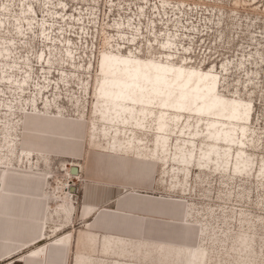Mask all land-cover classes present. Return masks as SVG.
Here are the masks:
<instances>
[{"label": "rangeland", "instance_id": "rangeland-1", "mask_svg": "<svg viewBox=\"0 0 264 264\" xmlns=\"http://www.w3.org/2000/svg\"><path fill=\"white\" fill-rule=\"evenodd\" d=\"M102 53L132 57L149 81L154 66L170 68L168 83L181 70L166 111L150 82L144 104L132 82L127 102L141 130L124 120L102 95L111 82L100 73ZM125 73L116 78L127 82ZM185 77L188 87L201 77L199 94L216 77L220 104L208 108L205 95L196 111L195 89L178 98ZM211 122L208 131L218 127L235 143L207 138ZM37 136L49 155L24 149ZM33 156L49 161L44 188L53 206L65 198L77 211L83 180L106 168L114 180L140 182L128 193L176 206L175 217L147 215L172 220L176 243L102 235L110 264H264V0H0V176ZM82 228L74 220L60 234Z\"/></svg>", "mask_w": 264, "mask_h": 264}, {"label": "crops", "instance_id": "crops-1", "mask_svg": "<svg viewBox=\"0 0 264 264\" xmlns=\"http://www.w3.org/2000/svg\"><path fill=\"white\" fill-rule=\"evenodd\" d=\"M46 144L44 137H32L24 149L49 155ZM33 157L36 164L22 161L18 166L20 161L15 160L16 168L0 176V264H96L98 259L104 261L101 264H110L103 254L102 235L177 242V227L172 220L147 217L160 213L175 217L176 210H171L175 205L128 193L127 189L137 187L139 181L114 180L113 168L102 169L83 180L77 211L65 198L53 206L44 188L49 161ZM74 220L83 223V228L60 234ZM90 236L93 242L88 241Z\"/></svg>", "mask_w": 264, "mask_h": 264}, {"label": "bare ground", "instance_id": "bare-ground-1", "mask_svg": "<svg viewBox=\"0 0 264 264\" xmlns=\"http://www.w3.org/2000/svg\"><path fill=\"white\" fill-rule=\"evenodd\" d=\"M168 46H170L169 42L164 44V48H166ZM132 60H133L132 57L131 58L125 57V56L120 57V56H118V54H114V53L113 54L102 53L100 55L99 61H98L100 73L102 74V76L104 78L111 80L109 87L104 88L102 95H103L105 101L110 102V103L114 104L116 107H118L120 110H123L124 120H126V121L130 120L131 121L129 123L130 125H132L133 127H135L138 130H141L140 120H137L138 117L134 115V110H133L134 107L131 108V104L128 103L129 102L128 100H131L129 94L132 91V88H130V83L133 82V84L138 85V92L136 93V96L138 98V102L141 104H144L146 102L147 97L145 95L146 88L143 85L147 82H150L147 85V87H149L151 94H152V97L153 98H160L159 96L163 95V98L161 99V105L164 106L165 109L163 110V112H165L166 107L168 106L165 104V101L167 100L168 94L172 92V90L169 89V86L172 85V82L177 77L180 78L181 70H178L175 73V75L173 76L172 82L168 83V77L166 74L170 71V68L164 67L161 65L154 66L155 73H154L153 77L151 78V80L149 81L146 78L145 74L140 70V67L138 65H136V66L131 65V62H133ZM120 69L126 70V73L123 76H124V78H126L128 80L127 82L119 80L118 78H116V76H117L116 72ZM138 76H140L139 79H138ZM214 79L212 78V79L208 80L206 85L204 86L205 87L204 91L201 94H199L198 92H200L201 86H202V84L199 83L201 81V77L196 78L191 87H188V85H187L188 79H187V77H185L184 79L181 80V82H178L176 84L177 87L184 88L183 91H181V93L178 95V98L183 99L184 97H186L185 94L188 92H186L185 89H195L197 93H195L193 95V100H194L193 104L196 105V108H195L196 111H198V112L201 111L202 104L198 103V100H201L202 97H204L205 95L210 98V100L207 104L208 105L207 107L208 108L217 107L220 104L221 98H220V96H218L216 94V80H214ZM181 105H182V102L179 101L176 106L172 105V107H174V109H176V110H178V109L181 110V107H182ZM205 109H207V108H205ZM242 110H243L242 116L248 117L249 116L248 106H244V109H242ZM236 111H237V109H235V108H233L230 111V113L227 115L229 120H231V119L235 120L237 118V114L235 113ZM116 112H118V111L116 110ZM100 118L102 121H106V118H104L102 115ZM228 123L234 127L237 126V123H235L233 121L228 122ZM212 126H213L212 122L207 124V131H208V128L212 127ZM164 128H165V125L162 122H160L156 128L157 132H158L157 138H160L161 141L163 140V133L166 131ZM208 132H209V134H208L207 138H209V136L214 137V139H212V142H215L217 140L215 137L218 135L222 138L223 142L226 143L227 148H229L230 144L235 143L234 139L231 138L230 134H228L226 132L221 133L220 128H218V127L214 128L213 131H208ZM212 145H213V143H212ZM111 150H113V147L111 148ZM23 151L24 150H21V153H24ZM108 153H111V152H108ZM21 160H22V158H21ZM183 161H185V160H182V162ZM186 161H187V159H186ZM237 161H240V159H238ZM238 163H241V162H237L236 164H238ZM71 167H76V169L78 171V173L76 175V177H77L79 175V169H78L79 167L76 164H72ZM235 169H237V168H235ZM69 171H70V169H69ZM69 175H70V172H69ZM70 176H73V175H70Z\"/></svg>", "mask_w": 264, "mask_h": 264}, {"label": "water", "instance_id": "water-1", "mask_svg": "<svg viewBox=\"0 0 264 264\" xmlns=\"http://www.w3.org/2000/svg\"><path fill=\"white\" fill-rule=\"evenodd\" d=\"M69 172H70V175H73V176H76L78 173L76 167H71Z\"/></svg>", "mask_w": 264, "mask_h": 264}]
</instances>
